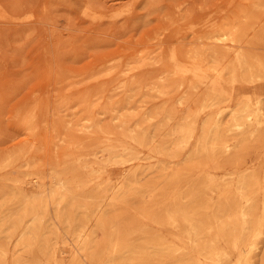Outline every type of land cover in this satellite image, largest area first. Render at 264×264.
Returning <instances> with one entry per match:
<instances>
[{"label": "bare ground", "instance_id": "bare-ground-1", "mask_svg": "<svg viewBox=\"0 0 264 264\" xmlns=\"http://www.w3.org/2000/svg\"><path fill=\"white\" fill-rule=\"evenodd\" d=\"M19 6L1 0L0 17ZM233 14L200 34L199 47L162 56L182 78L186 115L159 120L158 144L140 123L121 120L119 131L88 116L81 130L98 139L54 167L49 182L37 170L0 181V264H264V156L246 158L264 149V93L248 87L264 82V23L256 27L264 0ZM223 81L243 89L235 104ZM193 105L210 118L199 123ZM24 125L29 135L37 129L34 116ZM17 159H0V169ZM143 160L155 166L145 170ZM113 166L126 172L104 176Z\"/></svg>", "mask_w": 264, "mask_h": 264}, {"label": "rangeland", "instance_id": "rangeland-1", "mask_svg": "<svg viewBox=\"0 0 264 264\" xmlns=\"http://www.w3.org/2000/svg\"><path fill=\"white\" fill-rule=\"evenodd\" d=\"M10 1L20 6L8 7L10 18L0 17V159H19L0 169L1 182L35 170L49 182L54 167L98 139L81 130L88 116L119 131L121 120L140 123L158 144L159 120L171 114L174 124L186 115L178 103L186 90L178 86L182 78L162 56L174 48L199 47L198 36L214 21L233 19L250 0H155L150 11L144 5L151 0H57L58 7L47 5L53 0ZM261 21L257 28L264 14ZM259 49L264 55V45ZM206 74L207 83L216 80L212 71ZM126 85L134 88L127 96ZM221 85L235 104L243 89ZM248 87L264 93V82ZM192 111L199 123L210 118L211 109L193 105ZM33 116L37 129L29 135L24 120ZM259 156L264 149L254 146L246 158ZM150 163L154 160H143L142 168L148 170ZM125 172L124 166H113L104 176Z\"/></svg>", "mask_w": 264, "mask_h": 264}]
</instances>
